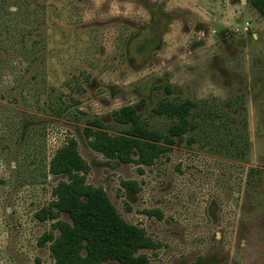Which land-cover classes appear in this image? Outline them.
<instances>
[{"label": "rangeland", "instance_id": "obj_1", "mask_svg": "<svg viewBox=\"0 0 264 264\" xmlns=\"http://www.w3.org/2000/svg\"><path fill=\"white\" fill-rule=\"evenodd\" d=\"M37 1L30 9L29 0H0V264L51 261L37 237L52 219L34 212L65 178L48 160L67 137L88 163L86 181L159 241L142 249L150 264H264L258 11L248 0ZM140 39L149 41L138 50ZM176 98L196 102V125L142 171L87 144V117L115 132L110 111L132 103L148 126L164 129L171 118L152 106Z\"/></svg>", "mask_w": 264, "mask_h": 264}, {"label": "trees", "instance_id": "obj_2", "mask_svg": "<svg viewBox=\"0 0 264 264\" xmlns=\"http://www.w3.org/2000/svg\"><path fill=\"white\" fill-rule=\"evenodd\" d=\"M248 1L263 17L264 27V0ZM29 4L32 9L39 2L29 0ZM31 58L39 59V55L32 53ZM194 105L196 102L189 98L159 100L152 106V111L171 118L161 129L148 126L135 105L125 103L110 111V119L121 125L115 132L108 131V124L98 116L87 117L82 132L92 149L105 157L137 163V168L142 171V164H152L171 149L175 135L196 125L189 118L190 108ZM79 154L76 140L67 137L48 160L50 172L65 173V178L59 179L51 188L53 197L34 212L39 221L52 219L50 228L37 237L39 245L47 243L51 256L48 264H99L108 259L118 264H150L148 254L142 249H154L160 245L159 241L149 236L143 226L126 220L102 185L86 181L89 166ZM119 183L137 191L134 179L121 178ZM61 212L66 213L69 220L60 218ZM144 212L161 217L156 208H144Z\"/></svg>", "mask_w": 264, "mask_h": 264}, {"label": "flooded vegetation", "instance_id": "obj_3", "mask_svg": "<svg viewBox=\"0 0 264 264\" xmlns=\"http://www.w3.org/2000/svg\"><path fill=\"white\" fill-rule=\"evenodd\" d=\"M147 41H149L148 39H140L135 45V47L139 50H141L143 47H144V45H145V43L147 42Z\"/></svg>", "mask_w": 264, "mask_h": 264}]
</instances>
